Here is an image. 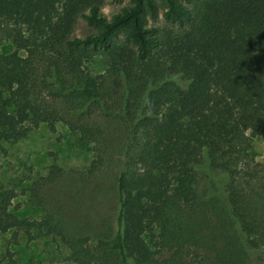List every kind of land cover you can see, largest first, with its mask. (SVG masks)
Here are the masks:
<instances>
[{"label":"trees","instance_id":"16d2710c","mask_svg":"<svg viewBox=\"0 0 264 264\" xmlns=\"http://www.w3.org/2000/svg\"><path fill=\"white\" fill-rule=\"evenodd\" d=\"M108 1L0 0V142L62 124L93 156L34 183L41 220L0 190V233L73 264H264V0ZM103 177L108 217L83 197Z\"/></svg>","mask_w":264,"mask_h":264},{"label":"rangeland","instance_id":"374dc122","mask_svg":"<svg viewBox=\"0 0 264 264\" xmlns=\"http://www.w3.org/2000/svg\"><path fill=\"white\" fill-rule=\"evenodd\" d=\"M122 4L108 1L103 12L110 16ZM88 33L84 22L80 21L74 36L82 37ZM94 73L100 74L105 63L97 58L91 65ZM256 162L264 165V137H256L252 143ZM93 156L80 145L66 126L58 124L52 131L41 124L18 143L0 142V190H12L15 198L11 209L20 218L41 220L43 213L37 205L36 197L41 191L34 192V183L48 175L52 167L64 171L86 172ZM83 197H87L97 207L102 216L108 217L116 207L114 182L110 177L98 178ZM12 254L15 264H73L69 260L67 248L58 239L40 237L33 241L19 232L0 233V259L6 253Z\"/></svg>","mask_w":264,"mask_h":264}]
</instances>
